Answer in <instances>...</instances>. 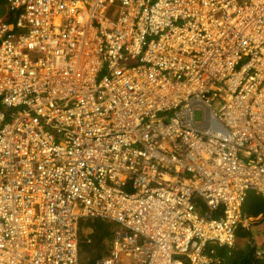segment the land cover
<instances>
[{
	"label": "built area",
	"instance_id": "built-area-1",
	"mask_svg": "<svg viewBox=\"0 0 264 264\" xmlns=\"http://www.w3.org/2000/svg\"><path fill=\"white\" fill-rule=\"evenodd\" d=\"M250 193L264 0H0V264H220Z\"/></svg>",
	"mask_w": 264,
	"mask_h": 264
},
{
	"label": "trees",
	"instance_id": "trees-1",
	"mask_svg": "<svg viewBox=\"0 0 264 264\" xmlns=\"http://www.w3.org/2000/svg\"><path fill=\"white\" fill-rule=\"evenodd\" d=\"M242 213L246 218H256L258 216H264V199L254 193L248 194L243 207ZM92 224L89 237L95 243H86L83 234L79 232V245L82 244L88 251L101 250L100 242L111 239L113 231H108L103 223L94 220H88ZM249 231V230H248ZM248 231L239 228L236 235L242 233L238 238H247L249 236ZM237 248V245L233 248L227 247H215L216 256L220 259V264H264V254L261 258L256 257V250L254 248H248L247 250H241ZM107 254V253H106ZM105 254V255H106ZM96 258L101 256V252L95 255ZM94 262V261H93ZM92 264V261H90Z\"/></svg>",
	"mask_w": 264,
	"mask_h": 264
},
{
	"label": "rangeland",
	"instance_id": "rangeland-1",
	"mask_svg": "<svg viewBox=\"0 0 264 264\" xmlns=\"http://www.w3.org/2000/svg\"><path fill=\"white\" fill-rule=\"evenodd\" d=\"M195 119L197 121L200 120L199 111L195 112ZM98 222L103 223L106 226V229H108V231L119 229L118 226H115L114 224L108 221L99 220ZM79 227H80L79 232L83 234L84 240L90 239L89 234H90V229L92 228V224L87 221H81ZM248 230L247 231H248L249 236L247 238L236 237L235 246L237 245V248L241 250H247L248 248H254L256 251H264V216L262 215L256 218H252L251 226L249 227ZM241 234L242 233H239L237 234V236H240ZM111 240L112 238L108 239V241H105V240L101 241L100 246L102 247V249L93 250L91 252L85 249V247L82 244H80L78 249H79V259H80L81 264H90V261H92V264H93L94 258H96L95 255L100 252H101V256H104L107 253L109 243ZM95 242L96 240L94 241L91 240L90 244L95 243Z\"/></svg>",
	"mask_w": 264,
	"mask_h": 264
},
{
	"label": "bare ground",
	"instance_id": "bare-ground-1",
	"mask_svg": "<svg viewBox=\"0 0 264 264\" xmlns=\"http://www.w3.org/2000/svg\"><path fill=\"white\" fill-rule=\"evenodd\" d=\"M60 92L58 91V90H55V89H52V90H50V92H49V95L51 96V97H55V96H60ZM52 104H53V102H51Z\"/></svg>",
	"mask_w": 264,
	"mask_h": 264
}]
</instances>
